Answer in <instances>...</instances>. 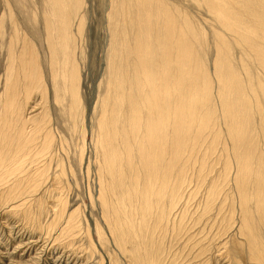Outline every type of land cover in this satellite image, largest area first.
<instances>
[{"label": "bare ground", "instance_id": "1", "mask_svg": "<svg viewBox=\"0 0 264 264\" xmlns=\"http://www.w3.org/2000/svg\"><path fill=\"white\" fill-rule=\"evenodd\" d=\"M106 1L108 3L109 13H111V15H109L110 16L109 19L115 21L116 17L113 14L119 11V14L118 15L116 14V15L119 21L120 28H117L118 26L114 25V27L116 26V31L113 28V30L111 31V35H110L111 46H110V50L108 54L109 79L106 85V90L104 92L105 94L102 100H100L103 102L104 107L102 108L103 110L99 117V121L97 124V131L101 134L100 139L103 140L102 142L105 143V146H107V150L109 151L114 149L113 148L114 142L116 140L119 142V139H121V137H124V138L121 140L119 144L122 145L123 148L128 147L132 149L133 147L138 146L139 147L138 149L139 160L140 162H142L144 166L146 164L145 167L149 168V170L151 169L150 173L155 174L154 178L151 174L150 176H148L150 180L154 181L155 185L149 182L150 186L148 187L150 188L151 196L146 199L147 196L145 197V195L143 194L144 200H141L142 204L138 203L137 205L135 202H132V201L124 202V203H128V208H126V210H124L123 212L122 211L119 212V209L117 208L118 204L116 206V205H113L114 204L113 203L110 205L112 206L110 208L108 200H107L108 199L107 194L109 193L107 189L103 188L99 192V200L103 207L108 208V211L107 213L102 214V218L104 215L103 220L107 224L105 225L108 226L109 233L110 235H112L111 238L112 239L117 238L115 239L116 242L114 241L117 248L121 249L125 254L128 253L130 255L131 260L135 264H157L156 262H154L152 254H150V256H148L149 254L147 255L150 261L152 260V262H150L148 261V258H146L145 253L141 254V252L137 250L139 249L138 247L137 249L134 248L132 250V248H130L129 250L128 248L127 250V245L129 244V241L131 242V244H134L135 242L134 237L136 239L138 238V240L140 241L142 240V244H143L144 240L142 239L141 236H146L147 234H148L147 236H149V232L152 231L154 228L156 230V226L157 228L165 232L167 227L169 229V225L170 226L172 225L173 227L175 225V221L177 224L180 221V218H179L180 216L179 217L177 216L176 220H170L168 216L171 213L170 208L175 209L176 202L178 204V201H177L178 199L176 200L178 195L176 197V194L183 187V186L181 187L182 183L179 184L180 180H177L179 179L177 176H176V180L173 177L172 178L174 180H172L171 177H169L168 180L165 179L168 177L166 174L168 173L167 169L168 170L171 169L170 166H171L172 161H171L170 155H173V153L177 151V149L179 148V147L177 148L178 144H176L173 141L175 131H178L177 130L178 128L182 130V126H183L184 127L183 131L184 129L190 128L194 130L195 134L202 135V133L205 134L206 132H208L207 134H209L208 135L209 137L216 135L214 134V130H215L214 125H216L214 123L216 121L213 119L215 117H213V114H212L213 107L211 106V103H210L212 85L215 82L211 84L212 76L210 77V74H209L211 72L206 70L205 71L206 75H205L204 70H202L205 67L204 65L202 66L200 64L202 60L201 62L199 60L201 58L199 50L203 48L205 49V47L208 44H206L207 42L205 40V37L200 34L203 32H197V27H198L197 25H196L197 27H193V26L190 27L189 22H188V20L190 19H187V16L188 18H191V17L187 15L188 13L187 9H185V7L183 8L185 12H187L186 14L183 12L179 14L176 11H180V9L179 10L174 9V6H173L174 2L172 1H167V0H106ZM196 1L197 3H199L197 5H201V7L203 6L206 7L207 11L210 12V15L212 16V19H214V22L217 24V26L218 25L220 26L218 28H221V29L223 28L222 30L224 32V33H216L215 35L214 34L212 35L213 45H214L213 48L215 49L214 51L216 53L215 57H217V61L215 58L213 62V74H214L213 77H215V81L217 84V87L215 86V84L214 86L217 88V99L219 101V103L218 102L217 103L220 106V108H218L219 109L218 111H220V114L222 113V116L227 123V125L225 124L227 129L225 127L223 128H225L226 131L228 130V133L230 135L229 137L230 139L233 140V142L239 143V141H241V143H239L240 145L245 143V146H246L244 148L246 151L245 156L247 157L246 160L248 161L244 163L247 165V168H244V169L250 172L249 169H251L252 166L254 169V165H253L254 157H252L251 155V152L253 151L252 150L253 141H251V138H250L251 130H250L249 125H250V122L252 121L251 120L252 115L255 116L254 120L255 118H257V121L255 120L256 123L254 124H256L257 133L259 135L258 146L260 147V153L258 154H260L259 157H261V160L258 159L259 157L257 158V160L261 161L260 164H262V168L264 171V105H263L264 103V79H262L264 78V73L262 75L257 74L255 76L253 73L255 70L252 72L250 69L251 64L256 63L258 68L263 67V70L262 69L261 70L264 71V0H196ZM196 1L194 0V2ZM76 2L79 3V9L75 12V10L72 9L73 0H50V3L46 5H47V10L51 11V14L45 18V23H44L45 40L47 44L46 47L47 46L49 47L48 49L49 50V56H48L49 65L48 66L50 70V77L53 83H55L56 80L59 78L61 81L60 91L62 92V95L69 96L70 98L69 115L71 117L76 115V112H77L76 110L77 106H75V104L78 102L77 101L78 94L75 91L76 89L75 82L77 81H75L74 79H75V76L78 77V74L76 75L75 73L77 71L75 69L76 60L75 58L74 59L71 58L70 54L68 53V49L70 48L69 47L70 43L74 42L76 38V32L79 33V30H78L79 26L77 27V29L76 27L74 28L73 22L76 19H78L77 23L79 24V22L82 20V17L81 16L79 17L80 15L79 10H80V6L83 3L82 0H77ZM170 3H172L173 7L171 6ZM181 4H179V6ZM175 8L177 7L175 6ZM150 16H152L154 19L153 23H151L152 21L151 22L149 21ZM10 18L12 17L10 16ZM193 24L194 22L191 25ZM12 25H13L12 27H13V32L15 34V38L11 39L10 45L8 47L7 57L9 59V63H8V67L6 71L7 74H6V79H5V84L7 86L3 93L5 95L4 97L5 101L2 99L3 103L1 104L3 105H0L2 106V108H0L1 110L0 111L1 113L0 122H2L3 124V125H0L1 126L0 136L4 137V141L0 142V147H1L0 186L2 187V185L3 186L5 185L3 188H0V189H3L2 192L4 193L3 195L4 199L3 197L2 199H3V202L5 200L6 203L9 202L10 200H14V201L19 200V199L23 200V196L25 195V193H27V189L23 184L24 182L27 183L31 181L35 183L34 185L39 186L38 179L43 178V176L46 177L45 168H42V167L37 168L36 166L32 170L31 173H27V172H24L23 166L27 162L39 164L40 159L44 158L48 154L49 152L48 150L51 149L52 143H53V136L47 129L43 128L42 124H41L42 125L41 127L43 129L40 127L41 121L39 120H36V122L33 123L34 130L30 134L26 133L25 132L26 130L24 131V124L28 122L27 119L29 117L26 120H24L22 119V115L24 114V111L27 105L29 104L28 101L31 100L34 94L35 95L37 94V95H40L39 96L40 100H38V105L41 106L43 104L42 102L44 98L42 96L43 94H45L44 93L45 83L43 79L44 76H42V73H41L42 70H41L40 63H38L39 60L37 57L38 55L35 49V45L32 42H30L26 33H23L22 38L19 39L20 35L19 36L17 35L19 28L14 19H13ZM111 26L113 27L112 23H111ZM72 27L74 29H72ZM0 30H1V27H0ZM73 30L75 32H72ZM23 32L25 31L23 30ZM213 33L215 32L213 31ZM16 40L18 41L20 40L19 42H22L19 49H16V47L13 45V42ZM196 45L199 46L200 48L197 47ZM233 46H236L240 52L239 54H241L235 66H233L231 63L232 52L234 50ZM206 51L207 50H205V52ZM71 53L73 55V52ZM61 56H62L63 64L62 62H60ZM202 58L205 59V57H202ZM252 68L255 69L254 65L252 66ZM54 85H55L53 89L54 98H55L54 100L57 101L58 100V96H57L58 89L56 88V84ZM190 85L192 86L191 88L193 89L196 88V93H194V97L198 96L197 95V92H198V94H200L199 96L202 97L201 100H198L199 98L198 99L196 98L197 100L195 98H191V96L189 95ZM210 88H211V91H210ZM40 103L42 104L40 105ZM41 107L44 108V106H41ZM43 108L42 109L40 108V109L43 110ZM38 116H39V113L37 117ZM47 122L48 120L46 121V123ZM217 123H219V121ZM120 130L122 132V135L119 133ZM228 133H226V135ZM100 134L97 137H100ZM182 135L183 133L181 134V138H182ZM195 138L196 136H194V141H196ZM198 138L199 136L197 137V139ZM204 138L206 137H203L202 139L204 140ZM190 139L191 140H186L187 144L188 142L190 144V141H192V138ZM214 139L215 138L213 137L212 141ZM253 139L254 138H252V140ZM0 141H1V138H0ZM179 142L180 141H178V143ZM229 142H231V140ZM97 143L95 145L99 146L100 144H97ZM195 143L197 144L198 142L196 141ZM204 143H205V140H204ZM189 144L187 146L190 147ZM196 144L194 145L196 146ZM211 144L208 147L209 152L212 149ZM105 146L103 147L104 150H105ZM187 146L186 147L181 146L182 147L181 150L185 151V149L187 148L190 149ZM206 146H208V144L205 145L204 148H206ZM259 147H256V148L259 149ZM225 149L223 151H225ZM116 151L117 150L114 149L113 154L110 153L112 157L114 158L112 159L111 157V160H108V161L106 160L105 167L103 166L104 168L102 167L101 170L104 171L105 169H107L109 172V175L112 178L114 176V178L118 181L120 180L119 183L121 184V186L124 185L125 187V184H124L125 180L123 179L124 177L123 174L126 172L122 171L124 172L122 174V172H120V169L122 167L127 168L125 165L126 161L124 163L123 160H120L122 159L121 157L118 156L120 154L119 153L120 149L119 151H117L119 153L118 155H116ZM185 152L182 151V153H185ZM204 153L208 154L205 151ZM160 154H163V155L165 154L168 156L169 159L167 163H164L158 158V155ZM189 154L190 153L186 155L188 156ZM195 155H198V154H196L195 152ZM105 156H107V154ZM174 157L173 159H175ZM241 157L239 158L243 159V157L242 158ZM193 158H195V156H193ZM202 159H203V156H202ZM191 161L192 160H190V162ZM194 161H197V160H193L192 162ZM240 161L241 160H239V162ZM250 161H252V164H250ZM132 162H134V160ZM226 162L228 163V161ZM199 165L198 166L196 165L197 168L198 167L201 168L205 166L204 163L201 164L200 166ZM194 166L192 169H194ZM182 169L184 171L185 167ZM189 169H190V164H189ZM255 169H256V166H255ZM172 171L174 170L172 169ZM194 171L193 173H195ZM263 171L261 170V172ZM200 172L201 171L199 170V173ZM183 173L184 172H181L179 176H181V174ZM260 174H261L259 175L260 177L258 176L259 181H260L259 184L258 182L256 183V181L254 182V180L251 181L250 179H249V182L247 183L246 177L245 179L241 178L239 180L238 178H235L234 176L235 178L234 179V189H235V193L239 194L238 198L239 196H244L245 198L246 196L248 197L252 196L254 200H256L257 202V205H255L257 206L255 208L257 212L261 211L262 207L264 206V202H263L264 201V175L262 177V173ZM142 175L144 174L142 173ZM169 175L171 176V174ZM245 175L247 174L245 173ZM159 177L160 179L161 177L162 178L164 177L165 179L164 180L165 183L160 181L161 183L164 184V188H165L164 191L161 188L160 182H158V180H160ZM182 178L184 181V177ZM107 184L108 182H106V185ZM26 186H29V185L27 184ZM111 186H113V184ZM143 188L146 189V185ZM216 192L212 191V192H209L208 195H206L208 196L207 204L205 200L206 210H208V206L210 209L213 202L215 201L216 196H217ZM232 194H231V197H232ZM153 197L154 199H156L155 201H151L153 200L152 199ZM161 197L168 198L167 204H165L166 202L164 203L163 201H161L162 199ZM114 199H117V198H114ZM6 200H9V201H6ZM242 200H241V204H240V199H238L237 201V203L239 202L238 205L240 207L238 210L239 212L238 219L242 220L243 225H244L246 222H249L248 218L250 217H248L247 214L245 215L243 213L244 212L243 209L245 208L246 204L244 205ZM124 203L122 204L125 205ZM234 205L236 206V204ZM125 206L127 207V205ZM231 207H233V205ZM253 209H254V206H253ZM220 210H222V208ZM103 212H106V211L103 210ZM185 212L187 213V211ZM248 212L250 213V210H248ZM152 213L155 215V218L157 219L156 220L157 225H155L154 221H152L153 225H150L145 228V225H144L145 215L146 214L152 215ZM241 213H243L244 218H240V216L242 215ZM216 214L217 213H215V215ZM226 215H228V218L230 220L232 219V217H234L233 213H228ZM131 218H135V222L131 220ZM76 220L77 219H75L74 221ZM137 220L139 221L137 222ZM152 220H154L153 217H152ZM66 221H67L66 226L68 225L72 226L71 218ZM226 223H228V221H226ZM96 224L95 226H97ZM224 226L221 228H224ZM175 227H178V226H175ZM248 227H250V225H248ZM66 228H67L66 231L67 230L69 231V228L68 227ZM245 228L247 229V227ZM98 231L96 230L97 233ZM179 231L175 230V232H179ZM153 232H158V231H153ZM175 232L173 234H175ZM222 234L225 235L224 233ZM160 235H161V232H160ZM149 237H151V232H150ZM156 238H158V236ZM250 240L247 239L246 243H248V241ZM250 247L252 246L250 245ZM253 250L256 255L255 261L259 263L261 256H263V253L262 251H259V250L257 251L256 249H253ZM158 260L159 259H157L156 261L158 262Z\"/></svg>", "mask_w": 264, "mask_h": 264}, {"label": "rangeland", "instance_id": "2", "mask_svg": "<svg viewBox=\"0 0 264 264\" xmlns=\"http://www.w3.org/2000/svg\"><path fill=\"white\" fill-rule=\"evenodd\" d=\"M76 1L77 0H73L72 6V9L75 10V12L79 9V3ZM167 1L174 2V9H180V11H176L179 14L182 12L186 14L188 12L187 15H189V17L191 18H188L187 15L186 16L187 19H190L188 20L190 27L198 26L197 32H203L200 34L205 37V40L207 42L206 44L208 45L205 47V49L203 48L204 51L203 49L199 50L201 58L205 57V59L200 58L199 60L200 62L202 60V62L199 63L202 66L204 65L205 68L202 69L204 70V73L206 70L211 72L209 73L210 77L212 76L211 84L215 82L214 84L217 87L215 77H213V62L215 58L217 61V57H215L216 53L214 51L215 49L213 48L214 45L212 35H215L216 33H224L222 30L223 28H218L220 26H217V24L214 22V19H212L210 12L207 11L205 6L201 7V5H197L199 3H197L196 0V2H194V0ZM82 2L83 3L80 6L79 10V17L81 16L82 20L79 22V24L77 23L78 19L75 20L76 22L73 20L74 28L76 27L77 29L78 26L81 27H78L79 33L76 32V38L74 42H71L72 45L70 43V48L68 49V53L70 54L71 58H75L76 60L75 69L77 71L75 73L76 75L78 74V77L75 76L74 79L78 82H75V91L78 94V104H75V106H77V112L76 115L71 117L69 115L70 98L67 95H62V92L60 91L61 81L59 78L56 80L55 83L52 82L48 66L49 47H46L47 44L45 40L44 23L45 18L51 14V11L47 10L46 5L50 3V0H0V105H3L1 104L3 103V100L5 101V95L3 93L7 86L5 84V79L9 63L7 53L11 39L15 38V34L13 32L12 27L14 19L19 28L17 34L18 36L20 35L19 39L22 38L23 33H26L30 42L35 45V49L38 55L37 57L39 60L38 63H40L41 66L42 76H44V88L46 90H44L45 94H43L42 96L44 98L42 102L43 104L40 103V105L42 104L41 106H44V108L38 105L40 95L34 94L31 100L28 101L29 104L27 105L24 114L22 115V119L24 120L29 117L27 119L28 122L24 124V131L26 130L25 132L30 134L34 130L33 123L36 122V120H39L41 121L40 127L43 125V128L47 129L53 136L52 147L48 150V154L44 158L40 159L39 164L27 162L23 166L24 172L27 173H31L36 166L37 168H45L46 177L43 176V178L38 179L39 186L34 185L35 183L31 181H29L30 183H26L23 181V184L27 189V193H25V195L23 196V200H6L9 201L7 203L5 202V200L3 202L4 193L2 192L3 189H0V264H135L131 260L130 255L128 253L125 254L121 249L117 248L115 244V239L117 238H111L112 235H110L108 226H106L107 224L103 220L104 215L102 218V214L107 213L108 208L102 206L99 200V192L103 188L107 189L108 193L110 194H107L109 206L113 203V205L116 206L118 204L117 208L119 209V212H123L124 210H126V208H128V203L124 202L132 201L138 205V203H141V200H144V195L145 197L147 196L146 199L151 196L150 188L148 187L150 186L149 182L153 183V185L155 184L153 180H150L148 178V176H150L151 174L154 178L155 174L150 173L151 169L149 170V168L145 167L146 164L144 166L142 162H140L138 157V146H135L131 149L128 147L123 148L122 145L119 144L124 137H121V139H119V142L116 140L117 142H114L113 148L117 151H119L120 149L119 153L123 154L120 155L116 151V155L119 154L118 156L122 158L120 160H123L124 163L126 161L125 165L127 168L122 167L120 169V172H126H122V174L124 173L123 179L125 180V187L124 185L121 186V184L119 183L120 180H116L114 176L112 178L109 175L107 169H103L104 171L101 170L103 166L105 167L106 160H111V154H113L114 151V149H112L111 151L107 150V146H105V143L102 142L103 140L100 139L101 134L97 131V124L99 121L100 114L103 110L102 108L104 107L103 102L100 100H102L105 94L104 92L106 90V85L109 79L108 54L111 46L110 35L113 28L116 31V26L114 27V25H117V28H120L119 21L117 19L119 11H117L118 13L116 12L113 14L116 17L114 21L109 19V15H111V13H109L108 3L106 0H82ZM170 4L172 6V3ZM179 4L181 5L179 6ZM175 6L177 8H175ZM184 7L185 9H187V12H185V10L183 9ZM10 16L13 19L10 18ZM149 21H152L151 23L154 22L152 16L149 17ZM191 22H194V24L191 25ZM111 23L113 27L111 26ZM74 28L72 27V29ZM23 30L25 32H23ZM213 31L215 33H213ZM72 32L75 31L73 30ZM16 41L13 42V45L16 47V49H19L22 42H19L20 40ZM235 47L236 46H233L234 50L232 49L233 52L231 63L233 66L237 64V60H239V57L241 55L239 54L240 52L238 48L236 47V49ZM205 50L207 51L205 52ZM71 52H73V55ZM60 58V62H62V56ZM204 63L206 64V66ZM253 65L255 69L252 68ZM259 68L256 63L251 64L250 66L252 72L255 70L253 72L255 76L257 74L262 75L264 73V71H262L263 67ZM54 84H56V88L58 89L57 96L59 102L58 100H54ZM214 84L212 85V91L210 88V103L213 107V117H215L213 119L216 121L214 123L216 124L214 125V134L216 135L209 137V134H207L208 132H206L205 134L202 133V135L195 134L194 130L190 128H188L189 130L184 129L183 131L184 127L182 126V130L178 128V131H175V134H177H174L173 137V141L178 144L177 148L179 147L180 149L178 148L177 151H175L174 153L172 151L173 155H170L172 161L170 166L171 169H167L168 173L166 174L168 177L165 179L168 180L169 177H173L176 180L177 176L179 178L177 180H180L179 184L182 183L181 187L183 186L181 189L179 188L180 190L176 194V197L178 195V197L176 198V200L178 199V204L176 202L175 209L170 208L171 213L168 216L170 220H176L177 216H180L179 223L177 224L175 221V225L173 227L172 225H169V229L167 227L165 232H163L156 226V230L154 228L152 231H150L151 237H149L150 232L149 236H147L148 234L146 236H141L144 240L143 244L142 240L140 241L138 240V238L136 239L134 237V244H131V242L129 241V244L127 245V250L128 248L129 250L130 248H132L133 250L134 248L137 249L138 247L139 249L137 250H139L141 254L145 253L146 258H148V261H150L148 256L152 254L153 260L157 264H264V206L262 207L263 211L261 210L257 212L255 209L257 207L255 206L257 205L256 200H254L252 196H246V198L244 196H239L238 198L239 194H236L234 189L235 178H238L240 180L241 178L245 179L246 177L247 183L250 179L251 181L254 180V182L256 181V183L258 182L259 184V175H261L260 173H262V177L264 175L262 164H260L261 161H259L261 160V157H259L260 154H258L260 153V147L258 146L259 135L257 133L256 124H254L256 123L257 118H255V121V116L252 115V121L249 125L251 130L250 138L251 141H253V151L251 152V155L252 157H254V169L252 166V168L249 169V172L244 169L247 168V165L244 163L248 161L246 160L247 157L245 156V143L240 145L239 143H241V141H239V143H235L232 139H230L228 130L226 131L227 123L223 118L222 113L220 114V111H218V108H220V106L218 104L219 101L217 99V88L214 86ZM191 87L192 86L190 85L189 95L191 96V98H199L198 100H201L202 97L199 96L200 94H198V92V96L194 97V93H196V88L193 89ZM34 97L36 98V100ZM0 108H2V106H0ZM40 108H43V110H41ZM38 110L41 111L39 112ZM38 113L39 116L37 117ZM47 120L48 122L46 123ZM218 121L219 123H217ZM220 121L223 123L225 121V123L223 124ZM0 125H3L2 122H0ZM215 127L217 128V130ZM223 127H225L226 129ZM119 133L122 135L121 130L119 131ZM180 133H183L182 138ZM186 133L188 134V136ZM226 133L228 134L226 135ZM99 134L100 137H97L99 136ZM194 136H196L195 140L198 142L197 144L195 143L196 141H194ZM198 136L199 138L197 139ZM189 137L192 138L190 144L188 142L190 147L187 146L188 144L186 141L191 140ZM203 137H206L204 138L206 144L202 139ZM213 137L215 138L213 140L215 143L212 141ZM0 138V142L4 141V137L0 136ZM252 138L254 139L252 140ZM229 139L231 140V142H229ZM178 141L180 142L178 143ZM96 143L100 144L101 147L100 145H95ZM180 143L183 145H181ZM194 144H196V146ZM207 144L208 146L204 148ZM210 144L212 145V149L210 151L211 153L208 151V147L210 146ZM238 145L240 146V148ZM104 146L105 150L103 148ZM181 146H187L190 149H185V152L184 150H181ZM198 146L202 150L199 149ZM256 147H259V149H257ZM224 149L225 151H223ZM203 150L208 154H205ZM182 151L185 153H182ZM195 152L198 155H195ZM188 153L190 154L187 156L186 154ZM104 154H107V156H105ZM190 155L192 158L190 157ZM193 156H195V158H193ZM202 156L204 160L202 159ZM241 156L245 160L240 159L239 157ZM173 157L175 159H173ZM113 158L114 157H112V159ZM158 158L164 163H167L169 159L168 156L165 154L158 155ZM257 158L259 160H257ZM238 159L241 161L239 162ZM133 160L134 162H136H132ZM190 160H197L194 161L196 164L192 161L191 163ZM226 161H228V163ZM199 162L201 164L204 163L205 166L203 165L204 167L201 168L198 167V169L197 166L200 164ZM139 164L142 165L140 166ZM189 164L191 170L189 169ZM192 164L193 166L195 164L194 169H192ZM250 164H252V161H250ZM184 167L186 170L184 169L183 171L182 168ZM172 169L174 171H172ZM192 170H196L194 171L195 173H193ZM199 170L201 171L200 173ZM261 170L263 172H261ZM181 172L184 173L179 176ZM142 173L144 175H142ZM185 173H187L188 175ZM245 173L247 175H245ZM169 174H171V176ZM201 174H203L204 176ZM182 177H184V181ZM173 178L172 180H174ZM165 179L164 177H161L158 182L161 181L165 183ZM106 182H108V186L106 185ZM161 182V188L164 191V184ZM27 184L29 186H26ZM112 184L113 186H111ZM145 185L146 189L143 188L145 187ZM4 186L2 185V187L0 186V188H3ZM111 187L114 188L112 189ZM212 191L218 192H216L217 196L214 201L215 203L213 202L210 209L208 206V210H210L208 211L205 208V200L207 204L208 196L206 195H208L209 192ZM114 198H117L118 200ZM161 198V201H163L164 203L166 202L165 204H167L168 198ZM241 198L244 200H242ZM152 199L153 200L151 201L156 200L154 199V197ZM238 199H240V204L241 200L244 205L246 204L245 208H247L243 209V213L245 215L247 214L250 218L253 216V219L248 218L249 222H246L244 225L243 221L238 219V210L240 208L238 205L239 202L237 203ZM122 203L127 205V207ZM234 204H236V206ZM232 205L233 207H231ZM111 207L112 206H110V208ZM221 208L222 210H220ZM247 209L250 210V213ZM103 210H105L106 212H103ZM185 211H187L188 214ZM215 213L217 214L215 215ZM228 213L234 214V217H232L231 219L232 221L228 218V215H226ZM243 213H241L242 215L240 214L242 216H240V218H244ZM249 214L252 216H250ZM148 215L149 214L145 215V228L150 225H153L152 221H154V224L157 225V219L155 218V215L153 213V216ZM151 216L154 220H152ZM67 218H71L72 226H66V220H68ZM75 219L77 220L74 221ZM131 220L135 222V218H131ZM225 220L228 221L229 224L226 223ZM138 221L139 220H137V222ZM95 224L97 226H95ZM237 225H239L240 227ZM248 225H250V227H248ZM179 226L181 227V229ZM223 226L224 228H221ZM66 227L69 228V231H66ZM245 227H247V229ZM174 229L176 231H180L175 232ZM61 230L63 231V233ZM96 230H99V235ZM159 231L161 232V235L163 234L162 236L160 235ZM174 232L175 234H173ZM222 233H224L225 235H223ZM157 236L158 238H156ZM160 237L163 238L161 239ZM247 239H251L250 241H248V243H251L250 245L252 247H250V245L246 243ZM140 248H142L143 250ZM253 249H256L257 251H262L263 253V256H261L259 263L255 261L256 255ZM162 251L164 254L162 253ZM155 259H159L158 262ZM150 262H152V260Z\"/></svg>", "mask_w": 264, "mask_h": 264}]
</instances>
